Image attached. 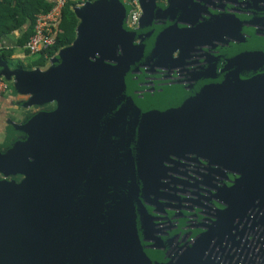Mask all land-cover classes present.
<instances>
[{"label":"water","instance_id":"1","mask_svg":"<svg viewBox=\"0 0 264 264\" xmlns=\"http://www.w3.org/2000/svg\"><path fill=\"white\" fill-rule=\"evenodd\" d=\"M199 1L173 0L181 11ZM247 1L248 8L264 14V0ZM168 2L171 6L172 0ZM139 3L141 17L133 30L125 25L128 7L122 0L75 6V37L45 69L26 70L0 61V76L18 93L29 95L24 107L56 104L54 111H38L13 126L25 138L0 149V264H264V188L252 190L256 181L244 182L224 202L214 225L169 259L150 260L139 245L137 173L153 159L159 137L167 138L165 146L189 144L191 138L196 147L224 142L228 148L235 143L233 134L220 141L219 121H236L241 138L249 122H264L262 76L220 89L215 97L221 100L211 102L199 122L189 123L194 131L184 133L183 140L175 134H142L143 121L135 115L139 111L127 85L142 64L144 48L152 47L135 41L143 32L150 38L157 6L156 0ZM121 92L130 112L129 132L124 133L112 127L115 98ZM188 105L201 107L188 103L180 108ZM90 106L99 124L92 173L87 158L77 177L61 160L62 139L76 131L77 115ZM261 143L258 137L257 146ZM257 151L264 154L262 148ZM83 152L89 153V146ZM16 175L22 176L19 183L10 179Z\"/></svg>","mask_w":264,"mask_h":264},{"label":"flooded vegetation","instance_id":"2","mask_svg":"<svg viewBox=\"0 0 264 264\" xmlns=\"http://www.w3.org/2000/svg\"><path fill=\"white\" fill-rule=\"evenodd\" d=\"M247 2L202 0L195 8L181 11L173 0L171 6L168 0H156L150 38L143 32L135 41L152 47L144 48L142 64L127 85L139 111L135 115L143 121L142 134H175L183 140L184 133L194 131L189 123L199 122L201 112L207 116L210 103L221 100L215 97L220 89L264 76V14L248 8ZM115 100L112 127L118 133L129 132L128 100L123 94ZM188 103L201 107L180 108ZM38 107L49 113L56 104L51 101L32 108ZM77 117L76 131L63 136L61 160L79 177L87 158L92 173L99 124L91 106ZM218 124L220 141L226 133L233 134L232 147L224 142L196 147L191 138L189 144L165 146L167 138L159 137L153 159L137 173L136 226L139 245L150 260H167L178 248L189 246L214 225L224 202L240 192L244 182L256 181V187H251L256 192L264 188V154L257 151L264 149V122H249L243 138L238 137L236 121L224 119ZM258 137L262 143L257 146ZM88 146L90 152H83ZM14 177L17 183L22 179Z\"/></svg>","mask_w":264,"mask_h":264},{"label":"trees","instance_id":"3","mask_svg":"<svg viewBox=\"0 0 264 264\" xmlns=\"http://www.w3.org/2000/svg\"><path fill=\"white\" fill-rule=\"evenodd\" d=\"M93 0H67L58 23L59 32L55 42L36 61V66H43L47 59L51 58L59 49L71 44L75 37V29L78 20L73 8L84 2ZM54 0H0V60L15 66L21 63L10 58L12 49L1 46L2 40L16 34V45L24 46L32 32L35 15L39 12L49 10ZM10 178L15 179L14 176Z\"/></svg>","mask_w":264,"mask_h":264},{"label":"crops","instance_id":"4","mask_svg":"<svg viewBox=\"0 0 264 264\" xmlns=\"http://www.w3.org/2000/svg\"><path fill=\"white\" fill-rule=\"evenodd\" d=\"M15 41L16 34H13L2 40L1 43V46L6 47V49H12L10 58L22 65L15 66L7 63L10 67H22L26 70H30L34 68L45 69L49 66V60L51 58L47 59L43 66H36L35 63L42 54L28 56L22 46L16 45ZM1 77L4 78L3 76ZM5 80L8 82V90L7 92L0 94V149H5L9 147L14 140L20 139V135L22 133L14 129L13 126L25 122L31 115L34 114L33 111L30 113L28 110L29 107L23 106L28 100L29 95L18 93L12 82L7 79ZM32 107L33 106H30V108Z\"/></svg>","mask_w":264,"mask_h":264},{"label":"built area","instance_id":"5","mask_svg":"<svg viewBox=\"0 0 264 264\" xmlns=\"http://www.w3.org/2000/svg\"><path fill=\"white\" fill-rule=\"evenodd\" d=\"M67 0H54L52 7L35 15L32 32L22 47L28 56L44 54L55 42L59 32L58 23ZM128 7L125 25L128 29H137L141 17L139 0H122ZM46 57V56H45ZM8 82L0 76V94L7 92Z\"/></svg>","mask_w":264,"mask_h":264},{"label":"rangeland","instance_id":"6","mask_svg":"<svg viewBox=\"0 0 264 264\" xmlns=\"http://www.w3.org/2000/svg\"><path fill=\"white\" fill-rule=\"evenodd\" d=\"M83 4V3H82ZM81 4H79L78 6H80ZM48 65V64H47ZM25 66V65H24ZM26 67V66H25ZM35 107H37V106H35ZM40 110V108L38 107V108H30V112H38ZM10 179H12V178H10Z\"/></svg>","mask_w":264,"mask_h":264}]
</instances>
